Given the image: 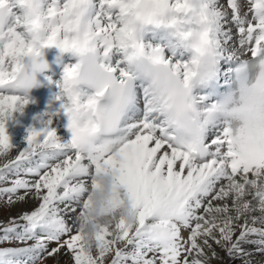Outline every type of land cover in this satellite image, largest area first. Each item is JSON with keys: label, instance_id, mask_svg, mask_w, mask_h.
<instances>
[{"label": "snow or ice", "instance_id": "snow-or-ice-1", "mask_svg": "<svg viewBox=\"0 0 264 264\" xmlns=\"http://www.w3.org/2000/svg\"><path fill=\"white\" fill-rule=\"evenodd\" d=\"M53 47L76 58L56 82L70 138L49 112L18 148L30 99L6 86ZM0 161V202L35 204L0 225L23 245L0 264H255L264 0H0Z\"/></svg>", "mask_w": 264, "mask_h": 264}, {"label": "bare ground", "instance_id": "bare-ground-1", "mask_svg": "<svg viewBox=\"0 0 264 264\" xmlns=\"http://www.w3.org/2000/svg\"><path fill=\"white\" fill-rule=\"evenodd\" d=\"M63 74H61L62 77ZM60 107V103L58 104ZM42 107L39 108H31L29 104L25 105L21 110L15 111L12 116L7 120L6 123V131L7 135L11 138H20L22 142H26V137L29 135V129L30 128H36L41 129L46 126L47 120L49 119L45 117L43 113H40ZM59 110V109H58ZM52 111V112H57ZM65 118H67L66 115L64 117H55L53 120V123L51 127H54L57 131V134L62 136L59 132V129L54 125L57 121H63ZM52 119V118H51ZM22 144V143H21ZM185 236L188 235L187 232L184 233ZM213 247H216L213 244ZM250 247V246H249ZM217 251H220L221 255L224 256V253L222 250L217 248ZM253 260L255 261V264H260L262 260H264V255H261L260 253L256 252L254 253ZM56 263V261H55ZM233 263V261H230L225 257V260L223 262L214 260L212 264H229ZM239 264V262H234ZM61 264H63V258H61Z\"/></svg>", "mask_w": 264, "mask_h": 264}, {"label": "clouds", "instance_id": "clouds-1", "mask_svg": "<svg viewBox=\"0 0 264 264\" xmlns=\"http://www.w3.org/2000/svg\"><path fill=\"white\" fill-rule=\"evenodd\" d=\"M47 50L41 49L40 55H32L22 58L21 69L16 73L15 79L6 87L12 89L16 95L30 97L31 92L41 85L39 77L50 69V63L47 60ZM88 72V65L85 62L81 75Z\"/></svg>", "mask_w": 264, "mask_h": 264}, {"label": "rangeland", "instance_id": "rangeland-1", "mask_svg": "<svg viewBox=\"0 0 264 264\" xmlns=\"http://www.w3.org/2000/svg\"><path fill=\"white\" fill-rule=\"evenodd\" d=\"M10 141L16 145L18 148H23L27 146V141L22 142L20 138H11ZM22 143V144H21ZM2 163V161H0ZM6 200V198H5ZM35 207V204L32 202L29 203H17L15 205L8 206L6 203L0 202V225L6 224L11 217H18L24 211H31ZM23 246L19 244H3L0 247H18ZM43 264H56L55 260L49 258L46 259ZM237 264V263H229Z\"/></svg>", "mask_w": 264, "mask_h": 264}]
</instances>
